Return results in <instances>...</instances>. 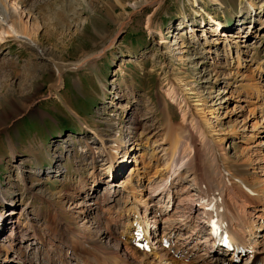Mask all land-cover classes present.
<instances>
[{
    "label": "rangeland",
    "instance_id": "rangeland-1",
    "mask_svg": "<svg viewBox=\"0 0 264 264\" xmlns=\"http://www.w3.org/2000/svg\"><path fill=\"white\" fill-rule=\"evenodd\" d=\"M6 1L10 16L5 25H0V190L4 196H0V216L14 223L20 219L23 224L30 216L42 232L48 228L46 222L75 229L66 234L67 238L64 236L65 240L47 246L46 253L53 254L60 264L65 247L75 246L82 238L95 240L105 231L104 221L100 229L96 227L95 214L92 220L96 226L84 223L87 220L79 219L73 211L75 200H84L82 190L94 192L97 207L106 206L101 195L111 189L126 191L127 202L135 199L144 206L159 201L166 205L164 211L174 210L179 201L184 206L186 197L179 188V197L173 200H160L159 192H153L170 157L168 127L178 128L181 122L180 105L166 95L167 82L180 76L187 85L183 88L192 89L188 93L192 104L203 100L208 109L216 111L213 124L220 131L230 134L233 126L237 131L234 137L226 136L221 148L231 160L245 166L243 177L259 188L257 197L261 201L253 197L248 210L259 216L254 232L264 224V213L258 211L264 209V117L258 107L261 96L251 88L238 86L242 80L251 87L264 85V68L257 77L255 61L249 62L256 56L264 61V25L255 27L251 21L254 12L264 15V4L253 11L241 0H218L216 4L211 0H197L198 4L192 0H163L160 5L151 3L153 0ZM150 17L154 31L161 32L163 39L149 34L146 21ZM210 17L223 27L216 57L207 53L209 45H201L214 33L200 41L189 34V25L199 29ZM241 25L251 32L246 43L235 44L230 35H223ZM201 35L199 31L198 37ZM182 44L185 47L179 49ZM240 58L242 66L237 63ZM215 63L222 68H215ZM59 66L64 69L57 75ZM260 93L264 95V91ZM225 96L227 101H223ZM232 108V117L226 119L227 109ZM129 114L138 117L140 127L128 133L123 123ZM142 128L147 132L142 133ZM94 132L107 141L106 146H114L113 140L122 141L125 147L130 144L132 154L125 159L126 166L120 171L108 170L113 188L107 189L102 183L108 163L105 157L112 149L103 153ZM185 151L183 158L190 155ZM180 173L182 183L193 189L191 172L183 167ZM95 180L102 183L99 188L94 187ZM112 195L110 200L121 202ZM117 206L123 203L116 204L114 212ZM11 207L16 210L9 215ZM109 220L112 222L111 217ZM82 223L86 225L82 227ZM162 226L160 219L154 228L159 237L164 233ZM184 231L176 238L189 243L190 258L177 264H199L193 256L195 241ZM9 233L8 227L0 238L7 240ZM263 233L264 229L259 231V235ZM103 242V247L115 250L113 241ZM10 243L14 255L23 248L24 264H36L34 247L26 250ZM13 259L11 264H19ZM210 263L217 264L214 258Z\"/></svg>",
    "mask_w": 264,
    "mask_h": 264
},
{
    "label": "bare ground",
    "instance_id": "bare-ground-1",
    "mask_svg": "<svg viewBox=\"0 0 264 264\" xmlns=\"http://www.w3.org/2000/svg\"><path fill=\"white\" fill-rule=\"evenodd\" d=\"M162 1L163 0H153L151 3L158 2V5H160ZM241 1H245L247 6L253 11L258 5L259 10L262 9L264 4V0L260 3H256L254 0ZM197 2V0H192L193 4H198ZM211 2L216 4L218 3V0H211ZM9 16L10 13L7 9V1L0 0V25H5ZM251 21L255 27L264 25V15L254 12L253 19H251ZM124 24V22L121 23L119 29H122ZM152 25V18H147L146 27L150 31L149 34L153 37L163 39L162 33L158 30L154 31ZM189 26H191L189 34L192 33V35H194V37H196L199 41L204 40L205 38L203 37H207L208 33L215 34L211 37V40L201 41V45H203L204 48L209 45L207 53H215L216 57L218 55L216 46L222 40V37L219 35L223 29L222 25L215 21L213 17H210L209 22H204L203 26L199 29H197V27L193 24ZM249 27H252V25H249ZM234 30L235 31L230 30V33H223V35H230L233 39H235V44H240L241 42L246 43L244 40L248 37L249 33H251L249 29L246 30L243 28V25H241ZM13 31L14 30H12V32ZM199 31L202 33L200 37H198ZM215 36L218 37L216 38ZM20 38L23 39L24 37L21 36ZM112 40H114V37ZM112 43L113 42L110 44L112 45ZM158 43L164 42L159 41ZM174 45L176 44H173L172 46ZM184 47V44H182L179 49H183ZM226 50L228 51V47ZM172 51L175 52V50ZM223 52L226 51L223 50ZM178 53H185V51H179ZM239 54L240 51L238 52V56ZM242 54L244 55V53ZM167 55L169 54L167 53ZM180 58L181 57H177V59ZM241 60L242 59L240 58L237 62L239 63V66H242ZM252 61H255L256 63H254L256 65L254 70L256 72V76L259 77L258 71L264 68V61H262L258 56L249 60L251 63ZM215 66V68L218 69L222 68L221 66L216 65V63ZM63 69L64 68L62 66L56 68V74L60 75ZM217 74H219V72ZM57 83L60 85L59 80ZM184 83L185 80H183L180 76L170 79L167 82L166 95H168L170 100L172 99L180 105L181 122L178 128H175L174 125H169L168 127L169 134L166 135V138H168L170 147V157H168L169 159L167 161V165L163 168L165 170L164 174L161 175L163 178L159 180L158 184L154 185L153 192H159V195L161 196L160 200L163 198L173 200L174 198L178 199L179 196L177 195L179 194L176 193V188H179L182 195L184 194L186 197L185 200L190 203L184 200L183 202H186V204L181 206L180 204L183 203L182 201H179L174 210L164 211L166 208L163 207L166 205L161 204L159 201H157L156 204L155 202L151 203V205L145 203L143 206L135 199L127 202L128 197H124V194H129H127L126 191L124 193L122 190L117 191L115 189L114 192H112L111 189L108 193L106 191L101 195L104 196L102 204H105L106 206L97 207L96 200L98 197L93 195L94 192L91 193V189L85 191L82 190L81 196L84 197L85 201L80 200L76 203L75 200L73 211L75 210L77 212L79 219L87 220L84 221V223L88 224L91 222L90 225L95 224L92 220V213L95 214L94 219L98 223V225L96 226L95 224V226L100 229V225L104 221L103 227L105 228V231L95 240H91L89 237H81L82 239H78L80 236L77 235L78 238H76L80 241L77 243L74 241L76 244L71 247L72 249L70 247H65V255L60 258V264L63 262L65 264H76V261L81 262V264H177L180 260L190 258V255L187 253L189 243L185 242L184 238H182L183 240H178L176 238V234L179 232L181 233L184 230H187L190 235L189 237H193L192 240L195 241L192 242V248L194 250L193 256L196 258V263L213 264L210 263V260L214 258L217 264H264V233L259 235V231L264 229V224L259 225L260 228L258 227L259 229L257 228L258 230L254 232L256 218H259V216L252 214V212L248 210L252 207L249 205V201H251L253 197H255L254 201H261L257 197V193H259L260 190L257 186L251 184L243 177L246 174V171L243 168L245 166L238 164L237 161L234 162L231 160L227 153L224 152V149L221 148L226 136L234 137L237 131L234 126L232 127L230 134L229 132L223 133L220 131L216 124H213V114H215L216 111L212 108L208 109L206 103H202L203 100H197L192 104L188 96L190 95L188 94L190 93L189 91H192V89L183 88L187 86L184 85ZM229 84L230 83L227 82V85ZM238 86L248 87L249 90L251 88L256 93L257 97L261 96V103L258 107L261 109V112H263V115L261 116V118H263L264 106L262 105H264V95H262L260 91H264V85L259 83L254 84V87H251V85L243 84L242 80ZM185 91L187 93H184ZM224 100H226V96L223 98V101ZM233 110L234 108L227 109L226 115H224L226 119H230L232 117ZM136 118L138 117H135V114H129L124 117L125 123L123 124L127 127L128 133L131 130L135 131L139 129L140 123ZM144 132L147 131L142 128V133ZM93 134L100 140V147H102L103 153H106L110 148L112 149L110 153L106 154L108 157H105L106 160H108V163L107 168L104 170V172H106L103 174L104 177L102 179V183L107 186V189L113 188L110 179H108V170L111 169L110 172L113 171L112 169L120 171L126 166L125 159L132 154L130 144L125 147L122 141L113 140V143L115 144L114 146H106L107 141L105 142L104 140H101V136L95 132ZM186 149L189 150L188 152L190 155H185L188 159L186 160L184 157L185 160H183V153ZM183 167L184 169H187V171L191 172L192 178L190 182H193V189L191 190L184 185V183H182L183 181L180 170ZM162 171L163 170H160L161 173ZM102 183H98V181L95 180L93 185L94 187L97 186V188H99ZM173 189H175V191H173ZM191 192L192 194H190ZM112 193V196L116 198L119 197L121 202L110 200L109 196ZM213 194H217V198H215V195ZM171 195H173V197H170ZM0 196H3L1 190ZM260 197L263 198L262 196ZM122 203L123 206H117L116 212H114L115 205ZM168 203L169 202H167V204ZM159 204L161 205L160 207L158 206ZM210 204L213 206L210 207ZM14 210H16L15 207L11 209L9 215L14 214ZM258 211H262L264 213V209ZM104 212H107V215L112 218V222H110L109 217H106L107 215L104 214L105 217L102 216ZM160 219L163 220L164 225L162 226L164 233L161 237L168 240V249L162 247V238L158 239L156 237L157 232L154 228ZM24 220V224L20 221V219L14 223L10 222V218H5V215L0 216V233L8 227L10 232L7 236V240L5 238H0V257L3 256L0 258V264L14 263L15 260L13 257L19 261V264H24L23 262H25V260L22 261V257L24 255H22L23 252L21 249L23 248H20L18 253L14 255L12 252V243L10 242H13L14 245H21L20 247H26V250L30 249L29 247H34V249H36L35 252L37 253L36 264H44V254H46V264H59L53 254L50 255L49 252L46 253L48 248L47 246L51 247V245H54L56 242H60L64 239L66 234L72 232L71 229H75L66 225L59 226L57 223L46 222L48 228L45 232H42L40 224L35 223L34 218L28 216ZM84 223H82V227L86 225ZM262 223H264V221H262ZM207 224H211V226H208ZM133 225L140 226V228L143 229L144 227L146 228V226H149L150 229H146V235L143 236L146 240H148V237H153L154 242L157 240L155 244H153L154 246H151L152 244H148L149 247L147 251L150 252H144L142 251L144 249L138 247V240L133 238V234H136V232L132 233L133 229H131V227ZM215 226H218L222 232H225L223 235L227 236V239H232L231 235L237 237L238 241H233L235 244L234 252H228L226 249L221 247V240L218 235L215 234V237L213 236ZM138 230L140 231V229ZM138 230L137 232H139ZM149 233L150 236L147 237ZM84 235L83 237H85ZM21 236L23 237V241L20 240ZM69 236L71 237V234ZM219 236H221V234H219ZM67 237L68 236H66V238ZM69 238L67 241H70ZM125 240L129 243H126ZM72 241L73 240H71V242ZM112 241L114 242L113 245L115 250L102 246V242L108 243ZM133 241H135V247L130 246ZM207 241L209 244H205ZM171 250L174 251L173 255L169 253ZM10 255L13 256L10 257ZM175 256H178V259H176Z\"/></svg>",
    "mask_w": 264,
    "mask_h": 264
}]
</instances>
